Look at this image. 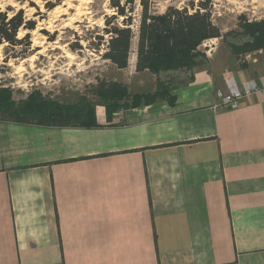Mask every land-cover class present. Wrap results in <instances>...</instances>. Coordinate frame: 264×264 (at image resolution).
I'll return each instance as SVG.
<instances>
[{
	"label": "crops",
	"instance_id": "obj_1",
	"mask_svg": "<svg viewBox=\"0 0 264 264\" xmlns=\"http://www.w3.org/2000/svg\"><path fill=\"white\" fill-rule=\"evenodd\" d=\"M237 63L93 127L0 117V264H264V46ZM226 74L262 89L213 109Z\"/></svg>",
	"mask_w": 264,
	"mask_h": 264
},
{
	"label": "rangeland",
	"instance_id": "obj_2",
	"mask_svg": "<svg viewBox=\"0 0 264 264\" xmlns=\"http://www.w3.org/2000/svg\"><path fill=\"white\" fill-rule=\"evenodd\" d=\"M109 1L0 0L1 11H7L10 16L22 10L23 22L34 23L33 30L22 28L18 32V38L28 35L21 45L15 48L0 46V88L12 90V102L17 104L31 91H38L46 99L76 104L78 99L86 98L95 106L107 101L99 94L101 91L115 89L125 95L119 100L130 103L136 92L158 93L171 86L172 81L184 82L182 72L194 64H200L198 68L207 65L222 75L254 47L264 46V0H134L132 12L127 10L132 17L133 33L130 63L127 68L119 70L101 56L108 39L103 31L107 27L105 16L114 14ZM142 1L154 14H162L171 6L177 9L188 7L191 13V4L197 7L202 3L221 36L205 40L197 48L195 58L183 57L175 61L177 58L174 57L171 68H165L166 65L159 61L157 72L148 71L143 76H136L133 67ZM119 2L123 5L125 0ZM122 19L118 17L110 27L114 23L121 25ZM99 36L104 37L102 43ZM29 41L31 46L27 50ZM19 51H26L24 58L5 60ZM159 96L143 100L158 99ZM117 102L110 103L116 105ZM2 118L16 120L14 116Z\"/></svg>",
	"mask_w": 264,
	"mask_h": 264
},
{
	"label": "trees",
	"instance_id": "obj_3",
	"mask_svg": "<svg viewBox=\"0 0 264 264\" xmlns=\"http://www.w3.org/2000/svg\"><path fill=\"white\" fill-rule=\"evenodd\" d=\"M109 2L114 14L111 17L105 16L107 27L103 31L105 35H108V39L101 56L104 60L110 61L117 69L122 70L128 66L130 45L133 38L132 17L129 13L132 12L131 6L134 0H125L123 5L119 0H110ZM31 6L34 7L35 5L31 3ZM141 6L135 57L136 72H157L159 69L156 64L159 61L166 65L165 68H171L174 57L177 58L175 61L183 59V57L195 58L197 57V48L205 40L221 36L220 30L211 21L210 12L202 3L197 7L191 4L193 10L191 13L188 7L177 9L171 6L167 7L162 14H154L150 12L149 6L143 1ZM118 17H123L121 25L114 23L110 27L112 21ZM22 28L34 29L33 22H23L22 10L15 11L9 16L7 11L0 9V46L15 48L21 45L24 39L28 37L25 35L23 38H18V32ZM98 39L101 43L104 41L103 36H99ZM30 46L29 41L27 50L30 49ZM25 53L26 51L16 52L7 56L5 60L10 58L22 59ZM160 92L154 93L151 97L160 95ZM120 93L119 90L108 89L99 94L109 101H104L105 106L110 107L114 106V103L111 104L110 102H115L121 96H125ZM11 98L12 90L1 87L0 117L12 118L14 116L16 120L13 121L34 122L49 126L74 124L82 127H93L95 125L94 106L86 98L78 99L76 104L64 103L46 99L38 91H31L17 104L12 102Z\"/></svg>",
	"mask_w": 264,
	"mask_h": 264
},
{
	"label": "built area",
	"instance_id": "obj_4",
	"mask_svg": "<svg viewBox=\"0 0 264 264\" xmlns=\"http://www.w3.org/2000/svg\"><path fill=\"white\" fill-rule=\"evenodd\" d=\"M225 91L218 90V102L213 109H236L246 97L256 94L262 88L254 80H245L237 83L233 76H224ZM264 88V87H263Z\"/></svg>",
	"mask_w": 264,
	"mask_h": 264
}]
</instances>
